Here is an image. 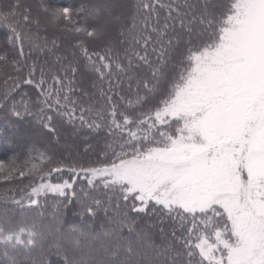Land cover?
Here are the masks:
<instances>
[{"label":"snow or ice","instance_id":"1","mask_svg":"<svg viewBox=\"0 0 264 264\" xmlns=\"http://www.w3.org/2000/svg\"><path fill=\"white\" fill-rule=\"evenodd\" d=\"M0 29V181L28 180L0 264H264V0H0Z\"/></svg>","mask_w":264,"mask_h":264},{"label":"trees","instance_id":"2","mask_svg":"<svg viewBox=\"0 0 264 264\" xmlns=\"http://www.w3.org/2000/svg\"><path fill=\"white\" fill-rule=\"evenodd\" d=\"M6 2V0H5ZM27 3L35 5L39 2V0H26ZM46 3L51 4L53 7H63V6H70V7H79L82 3L87 2V0H45ZM131 3H135V0H131ZM43 35V33H41ZM61 35L60 33H53L52 30H49L47 35L51 38L53 35ZM4 39V31L0 29V41ZM67 43V41H64ZM25 91L29 92V95H32L30 91V86H25ZM19 98V97H17ZM34 98V97H33ZM78 129V134L73 135V131ZM64 138H67V142L73 146V157L76 156V152L80 153V157H77L80 162L87 165L88 163L92 162L96 158L95 152L84 153L83 148L86 143L92 144L94 147L97 144H103L105 133L101 132L99 135L89 133L87 128H80L79 122L77 121L76 125H65L62 129V139L61 143H64ZM27 147L26 139H16L11 145L8 146H0V161L4 162L6 165L9 163V159L13 154L19 155L18 163H23L25 159V149ZM64 153V149L61 148L57 152L58 156H62ZM52 182L56 183L59 182L57 179V174H54L52 177ZM28 183V180L25 178L23 180L17 179L11 182H4L0 181V197L7 196H15L17 199L20 198L21 195V188H24L25 185ZM79 185H83V181L77 182ZM12 189H15L13 192ZM30 189L25 188V191H29ZM43 208L41 211L44 213L42 217H40V222L44 225H49L53 221V200L55 199L51 194L47 197H42ZM27 207V205H25ZM5 208L12 209L11 215L19 219L23 212L16 208L11 203L5 202L3 199H0V210ZM64 220L66 221L65 227H68L70 224H88L91 228L95 230H100L106 226V218L104 217L103 213H100L97 218L94 220H90L79 215H76L74 211H69L66 213ZM154 242L159 245L161 243V238L158 234L153 235Z\"/></svg>","mask_w":264,"mask_h":264}]
</instances>
